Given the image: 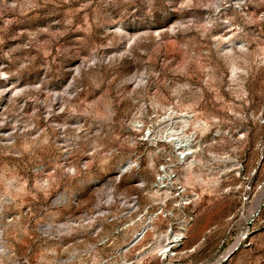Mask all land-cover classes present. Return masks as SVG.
<instances>
[{
    "label": "rangeland",
    "instance_id": "1",
    "mask_svg": "<svg viewBox=\"0 0 264 264\" xmlns=\"http://www.w3.org/2000/svg\"><path fill=\"white\" fill-rule=\"evenodd\" d=\"M165 263L264 264V0H0V264Z\"/></svg>",
    "mask_w": 264,
    "mask_h": 264
},
{
    "label": "bare ground",
    "instance_id": "2",
    "mask_svg": "<svg viewBox=\"0 0 264 264\" xmlns=\"http://www.w3.org/2000/svg\"><path fill=\"white\" fill-rule=\"evenodd\" d=\"M150 228H151V227H150V224L147 223L146 225H144V226L140 229V231H138V232L134 235V237L132 238V240H131L130 243H129V246H133V245H135L137 242H139V241L143 238V236L146 234V232L149 231ZM176 239H177V238H176ZM160 250H161V249H160ZM161 255L165 257V255H166V249H165V250H161ZM170 264H174V263H170Z\"/></svg>",
    "mask_w": 264,
    "mask_h": 264
},
{
    "label": "water",
    "instance_id": "3",
    "mask_svg": "<svg viewBox=\"0 0 264 264\" xmlns=\"http://www.w3.org/2000/svg\"><path fill=\"white\" fill-rule=\"evenodd\" d=\"M166 264V263H165ZM168 264H170V263H168Z\"/></svg>",
    "mask_w": 264,
    "mask_h": 264
}]
</instances>
